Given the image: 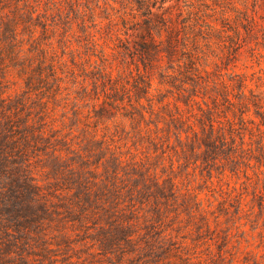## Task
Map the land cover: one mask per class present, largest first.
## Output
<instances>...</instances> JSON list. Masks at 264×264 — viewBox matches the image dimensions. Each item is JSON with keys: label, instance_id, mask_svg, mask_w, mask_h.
I'll use <instances>...</instances> for the list:
<instances>
[{"label": "trees", "instance_id": "trees-1", "mask_svg": "<svg viewBox=\"0 0 264 264\" xmlns=\"http://www.w3.org/2000/svg\"><path fill=\"white\" fill-rule=\"evenodd\" d=\"M85 250L264 264V0H0V264Z\"/></svg>", "mask_w": 264, "mask_h": 264}, {"label": "rangeland", "instance_id": "rangeland-1", "mask_svg": "<svg viewBox=\"0 0 264 264\" xmlns=\"http://www.w3.org/2000/svg\"><path fill=\"white\" fill-rule=\"evenodd\" d=\"M250 65H251V63H250L249 58L246 57L245 55H243L241 60L238 63L236 70L237 71L251 72L252 69H256L255 67L250 68ZM154 86L156 87V81H154ZM167 99L170 102H173V98L170 95H168ZM188 172H190V174H188L187 176H185V174H182V176H181L182 185L184 187H186L187 189H189L190 191L195 190V191L200 192V197L203 199L204 204H207L208 202H213V204H212V206H210V208H213L215 206V203H216L214 201L215 198H219L220 192L218 189L220 186H222V189H224V190H226V188L229 185V187L237 188L240 192L245 191L244 189H242V187H244V180L245 179L241 176L236 177V176H230L229 175L227 177H223V179L220 181L216 178H213L212 179L213 182L210 183L209 180L205 181L206 177L205 176L201 177L199 175L198 171H196L195 174H193L192 170L188 169ZM249 174H250V172H249ZM261 179H263V177H261ZM250 189L251 188H249V190ZM248 198H249V196H248ZM245 230H247V238L249 239V241L251 243V246H249V249H252L255 251L253 246H255L257 243L256 242L257 241V235L255 232L252 233L251 231H249V222H247V224L245 226ZM234 231L235 230H233V232ZM84 248L81 246H78V245H74L73 249H75V253H77ZM15 257H11L9 263L16 262L17 264H31L29 262V260L26 258L17 256L19 258L15 259ZM55 257H56V259H58V262L55 264H59V262L65 263V261H66L65 258H63L61 255H57ZM84 257H85V260H83ZM80 259L81 260H79L78 262H76V259H74V262L71 264H92V262L90 260H86V250H85V254ZM37 264H42L41 260H38Z\"/></svg>", "mask_w": 264, "mask_h": 264}]
</instances>
